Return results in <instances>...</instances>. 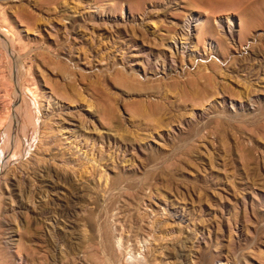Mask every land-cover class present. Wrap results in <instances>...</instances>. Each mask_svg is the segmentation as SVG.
<instances>
[{
	"label": "rangeland",
	"instance_id": "1",
	"mask_svg": "<svg viewBox=\"0 0 264 264\" xmlns=\"http://www.w3.org/2000/svg\"><path fill=\"white\" fill-rule=\"evenodd\" d=\"M0 264H264V0H0Z\"/></svg>",
	"mask_w": 264,
	"mask_h": 264
},
{
	"label": "built area",
	"instance_id": "2",
	"mask_svg": "<svg viewBox=\"0 0 264 264\" xmlns=\"http://www.w3.org/2000/svg\"><path fill=\"white\" fill-rule=\"evenodd\" d=\"M1 61H2V57H1V53H0V66H1Z\"/></svg>",
	"mask_w": 264,
	"mask_h": 264
}]
</instances>
